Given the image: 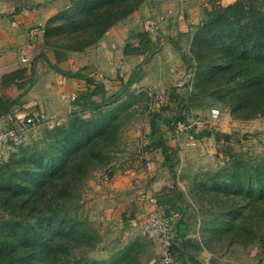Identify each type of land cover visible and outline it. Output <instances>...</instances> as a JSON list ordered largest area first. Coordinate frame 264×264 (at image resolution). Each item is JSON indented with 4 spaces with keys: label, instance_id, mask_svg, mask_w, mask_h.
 I'll return each mask as SVG.
<instances>
[{
    "label": "rangeland",
    "instance_id": "obj_1",
    "mask_svg": "<svg viewBox=\"0 0 264 264\" xmlns=\"http://www.w3.org/2000/svg\"><path fill=\"white\" fill-rule=\"evenodd\" d=\"M28 1L0 0V4L15 9L20 2L35 5L31 10L36 11L43 4ZM189 1L198 8L199 18L185 15L181 0L177 9L163 14V19H173L169 22L173 33L159 31L156 50L167 42L172 51L167 63L161 57L151 58L149 73H158L152 75L150 84L136 87L126 82L119 91L95 100L86 94L81 106L54 126L40 125L22 143L3 147L0 227L10 234L7 246L17 256L26 255L28 264H37L35 241L47 240L55 225L62 234L53 243L66 250L56 255L54 264H155L159 238L143 228L146 214L154 208L178 212L175 228L181 253L188 242L195 253L191 254L197 261L206 258V264H264V175L260 172L264 111L237 108L236 98L242 95L235 96L233 90L239 93L241 87L231 70L217 73L211 69V52L201 38L206 34L200 29L203 9L211 0ZM254 1L264 9V0ZM54 15L30 29L41 27L44 35ZM157 31L153 34L158 35ZM52 41L53 37L44 38L46 46L52 47ZM58 43H64L63 39ZM186 73L190 74L187 82L178 86ZM138 74L139 70L135 78ZM147 91L167 95L169 101L192 95L199 106L184 114L181 105L149 104ZM213 108L218 110L215 116ZM203 131L211 135H200ZM71 132L81 135L79 142L70 140ZM220 132L230 133L227 142L215 139ZM157 143L166 151L165 160L160 149L147 152ZM74 148L78 158L87 157L78 177L72 171L78 161L73 153L68 154ZM65 162L51 176L52 167ZM111 210L119 216L135 210L134 224L125 220L121 225L107 214ZM76 229H87L90 234L80 238Z\"/></svg>",
    "mask_w": 264,
    "mask_h": 264
},
{
    "label": "crops",
    "instance_id": "obj_2",
    "mask_svg": "<svg viewBox=\"0 0 264 264\" xmlns=\"http://www.w3.org/2000/svg\"><path fill=\"white\" fill-rule=\"evenodd\" d=\"M34 1H43L37 11L31 10L35 5L24 6L20 2H16L18 7L15 9H11L6 4H0V78L10 71L19 68L26 69L25 78L19 82L5 87L0 85V95L6 94L15 99L8 111L0 114V129L9 126L15 118L36 111H44L58 119L66 118L81 106V98L77 101H70L63 94L76 92L79 97L82 96L81 94L89 92L93 89V84H89L87 79L97 83L101 89L91 95L92 100H95L96 96H107L110 92L119 91L134 70L136 74L139 70V74L129 82L130 85L139 87L150 84L152 75L158 73L156 70L149 73L153 63L152 59L161 57V62L164 64L165 60L167 63L168 55L172 51L171 44L167 42L162 45V49L156 50V42L160 39V34L173 33L172 24L169 23L173 22V19L170 17L160 21L158 35H156L157 33L150 34L155 49L148 55L145 62L141 63L146 57V53L124 54L123 46L127 42L136 45L135 35L139 31H143V21L148 17L163 15L169 8L177 9L180 0H175L174 3L171 0H144L131 14L115 22L97 42L81 51H74L60 58L56 56L52 47L46 46L43 34L31 35L28 31L31 26L54 15L60 7L67 6L66 0ZM26 2L29 1L26 0ZM180 3L182 4L181 8H184L185 15L191 19L199 18V11L194 3L189 0H181ZM13 17L16 18L17 25L11 23ZM22 57H26V60L22 61ZM85 73L90 78H87ZM110 88L111 90H109ZM148 149L157 151L160 148L149 146ZM1 153L5 154L4 148H0ZM146 154H144L145 157H147ZM161 155L164 159L162 151ZM136 213L135 210L126 213L123 211L119 216L112 210L107 212L121 225L125 224V220L134 224ZM122 215L124 218L131 217L123 219ZM156 237L158 236L156 235ZM184 245V251L186 250L187 253L183 251L182 254L189 256V258L184 256L182 258L186 264L207 263L206 258H203L204 261L200 259L197 261L198 257L192 255L195 253L190 249L191 244L187 242Z\"/></svg>",
    "mask_w": 264,
    "mask_h": 264
},
{
    "label": "trees",
    "instance_id": "obj_3",
    "mask_svg": "<svg viewBox=\"0 0 264 264\" xmlns=\"http://www.w3.org/2000/svg\"><path fill=\"white\" fill-rule=\"evenodd\" d=\"M144 0H70L71 4L60 10L56 15L48 19L47 28L44 34L45 40L53 37L51 46L55 50L57 57H65L66 52L81 51L85 47L94 44L97 40L117 21L131 14ZM200 29L205 32L202 35L204 46L211 52L212 61L211 69L217 73L231 70V76L238 82L241 92L233 90L236 98L237 108H248L259 113L264 111V9L258 6L254 0H234L226 5H221L218 0H211L210 6L203 9V19ZM136 45L127 42L123 46L124 54H144L145 62L148 55L151 54L155 47L153 46L151 35L145 31H139L136 35ZM60 38L64 43H58ZM26 69L19 68L5 73L0 78L2 87L19 82L25 78ZM136 76L134 71L128 78L127 82H131ZM91 81V83H90ZM89 84H93V89L82 96H77V100L88 94L89 98L92 94L99 92L101 89L98 84L91 79H87ZM242 88H246L247 90ZM259 96L256 99L255 96ZM15 99L6 94L0 95V114L8 111L9 107L15 102ZM178 101V100H176ZM198 99L189 95L185 99L179 101L184 114L190 113L197 108ZM153 116H159L155 113ZM151 121V127L154 130V118ZM86 132L87 138L91 136ZM66 133V132H65ZM200 135H211L208 131H203ZM69 136V135H68ZM80 136L76 132H71L70 140L73 143L80 141ZM230 138V133L220 132L215 134V139H223L225 142ZM77 145V144H76ZM63 146H65L63 144ZM161 149L164 154V160L167 158L166 151L162 143L154 145ZM62 148V152L63 149ZM76 148L68 150V154L73 153V159L78 161L77 166L72 169L75 177L81 175L83 168L82 162L87 159L86 155L78 158V151L74 154ZM151 149H147V152ZM58 156V154H57ZM77 156V157H76ZM62 158L58 159V163ZM77 159V160H76ZM63 164V163H62ZM66 162L52 167L51 176L58 169H62ZM53 170V171H52ZM260 172L264 175V167H260ZM61 176V175H60ZM81 236L90 234L87 229L74 230ZM28 232L22 236L27 237ZM62 229L53 226L47 240H36L38 252L33 254L34 261L37 264H54L58 262L57 254L65 253V248L53 241L60 237ZM10 238L8 231L0 227V264H28L26 255H16L11 246H7ZM178 238V231H177ZM172 246V251L177 253L179 258H183V254L178 249V241ZM35 239V238H34ZM52 257V258H49Z\"/></svg>",
    "mask_w": 264,
    "mask_h": 264
},
{
    "label": "built area",
    "instance_id": "obj_4",
    "mask_svg": "<svg viewBox=\"0 0 264 264\" xmlns=\"http://www.w3.org/2000/svg\"><path fill=\"white\" fill-rule=\"evenodd\" d=\"M172 11L169 10V14ZM179 15L182 16V12L179 11ZM166 17L168 15H165ZM164 18L163 15L148 17L142 23V30L153 34L157 31L159 22ZM13 25H17L18 22L16 18L11 19ZM43 29L41 27H33L29 29L31 35L42 34ZM26 57H22V61H25ZM190 74L186 73L183 79H181L177 84L178 86L183 85L187 82V78ZM63 96L70 100L75 101L78 94L76 92H71ZM147 98L149 104L155 102L157 105L163 103H172L174 105H179V101L173 99L169 101L167 95L162 93H155L153 91H147ZM212 115H216L218 110L216 108L211 109ZM58 118L46 114L44 111H36L28 113L23 117L15 118L12 123L0 129V148L14 146L22 143L27 135V133L40 126L45 125L47 127H52L58 123ZM149 161H146V165H149ZM178 219V212L170 211L165 213L164 211L154 208L150 210L145 218L143 228L150 233H156L159 238V256L155 264H186L181 258L177 256V253L172 251V246L177 238V230L175 224Z\"/></svg>",
    "mask_w": 264,
    "mask_h": 264
}]
</instances>
